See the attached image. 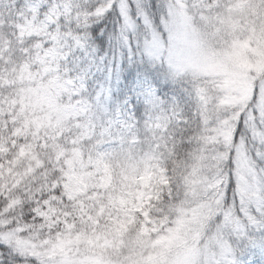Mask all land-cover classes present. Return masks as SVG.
I'll use <instances>...</instances> for the list:
<instances>
[{
	"label": "clouds",
	"instance_id": "clouds-1",
	"mask_svg": "<svg viewBox=\"0 0 264 264\" xmlns=\"http://www.w3.org/2000/svg\"><path fill=\"white\" fill-rule=\"evenodd\" d=\"M246 3L247 12L233 7L226 10V18L217 11V0H185L181 6L177 14L181 55L171 62L165 59L160 67L162 83L176 95L166 107L161 101L158 113L149 108L145 121L163 114L167 128L160 136L153 133L159 143L152 148L150 168L146 169L140 149L133 158L121 143L91 139L82 148L89 161H102L107 173H88L83 193L69 199L62 188L63 165L51 146L50 151L41 152L43 179L29 181L30 194L12 189L0 192V223H5L6 232L25 233L24 243L14 240L7 245V258L0 257V264H174L178 248L183 247L195 250L192 264H208L203 246L197 248V237L203 239L214 231L216 220L211 212L232 208L223 180L241 141L250 154H256L255 165L264 169V137L253 132L257 127L264 129V56L253 57L251 70L236 59L237 42H248L264 52V7L259 0ZM255 65H260L259 70ZM236 74L247 75L251 96L230 85ZM5 85H0L4 89L0 115L11 113L25 86L18 77L6 80ZM21 115L17 109L11 120ZM227 131L232 133L231 140L225 136ZM146 170L150 181L143 203L128 205L142 211L131 212L134 223L120 227L127 217L118 201L135 200L143 186L134 177ZM83 208L93 216L92 224L80 220ZM65 217L77 225L71 232L64 227Z\"/></svg>",
	"mask_w": 264,
	"mask_h": 264
},
{
	"label": "trees",
	"instance_id": "trees-1",
	"mask_svg": "<svg viewBox=\"0 0 264 264\" xmlns=\"http://www.w3.org/2000/svg\"><path fill=\"white\" fill-rule=\"evenodd\" d=\"M34 1L36 0H0V71L4 69L21 71L22 66L20 64L22 61L24 59L28 60L31 56L34 59L36 55L35 52L26 50L27 37L20 39L17 35V28L27 21L29 4ZM168 2L172 4L177 0H142L139 10L138 7L132 5L131 11L135 12V15L131 16L133 18L138 17L137 20L140 21L138 25L136 20L134 27L141 46H143L142 41H145V38L148 40L150 35L148 26L160 37L158 29L163 31V24L168 19V5H166ZM101 5L100 0H72L66 12L53 21L51 41L47 44L41 43V47H55L51 59L53 62H57L56 75H58L59 80L80 81L81 84L75 98L89 112L85 119L92 129L90 140L121 143L131 150L133 158L136 156L135 150L140 149L139 155L144 158L146 169H148L151 167L154 158L152 148L159 143L158 140L153 139V133L160 136L162 131L167 132V128H165L166 120L163 118V114L160 118L148 121L151 128L148 127V123H145L146 118L149 116L148 109L151 108L154 113L160 112L161 101H164L163 106L166 107L172 103L171 97L176 95V92L167 83H162L164 77L161 73L159 80L155 82L159 94L152 104L145 105L134 101L135 107L124 108L122 104L118 105V99L122 96L125 85L121 84V91L117 93L114 81L112 92L116 95L113 96L111 105L101 106L98 103L101 92L107 94L109 87L106 80L107 73L104 69L107 67L111 71L114 59L112 49L108 43L109 39L112 38L115 41L113 36L115 32L117 36L123 37L126 47L129 38H131L133 46L137 44V36L133 34L134 30L126 28L122 19L123 15L119 13L117 6L116 10H113V4L110 9L98 15L94 14ZM138 29H142V31H138ZM36 40L37 38L28 40V46ZM164 41H166L165 35ZM22 43L25 44L22 45ZM62 55L64 58L58 60ZM105 57L107 58L106 62ZM115 59L118 65L120 59L118 48L116 49ZM137 60H139V56H137ZM134 71L135 69H133ZM126 83L130 86L131 80ZM121 110L124 111V125L129 124V129L119 131V128H115L113 123L116 113ZM10 118L7 115H0V192H7L8 189H12L13 191L21 190L25 195L30 194L31 184H29V181L40 183L43 179L40 173L44 170L45 160L41 156V152L50 151L49 146L56 150L57 159L63 165L61 171L65 180L66 166L64 159L69 157L72 147L61 136L54 134V129L51 132L49 131V122L47 121L38 130L29 132L30 130L21 131L20 124ZM11 131H14L15 134L11 135ZM207 134L212 135L209 132ZM236 134L239 136V133ZM24 154L25 157L23 158ZM59 154H61V157H58ZM234 155H232L230 162L231 170L223 180V186L232 208L226 211L218 209L217 212L209 214L210 217L215 218L216 223L213 225L214 231L206 235L205 239L215 235L220 229L221 235L223 238L225 237L228 245L225 264H237L241 259L246 264L248 259L253 257H255V264H264L259 248V245L264 243V235L261 234L264 232V216H260L259 213L260 211L264 212V169L257 167L255 163L248 165L246 183L253 190L241 193L238 191L237 170L233 166ZM251 157L256 161V154L251 155ZM6 160L8 163H5ZM95 161L107 173V166L100 160ZM249 171L252 173H249ZM134 179L140 185L146 181V188L135 193V200L119 199L118 205L127 217L126 222L120 221L118 225L123 228L134 223L131 212L142 211L139 207L129 209L128 205L136 203V201L143 203L150 181V173L146 170L143 176H137ZM14 184L16 185L15 188H13ZM101 215H103V212H101ZM145 215L147 214L145 213ZM52 218L55 219V215ZM109 219L111 220V217ZM225 219L230 221L226 222ZM80 220L88 225L93 223L94 218L86 208H83L80 212ZM63 224L68 232L77 227L71 217H65ZM6 233L10 232L5 231V223H0V235L3 236ZM24 236L25 233L22 231L19 235L13 233L9 242L0 236V257L6 259L9 252L7 245H11L14 240L18 244L22 241L24 243ZM204 242L197 244V248H200L203 244V247L208 248V243ZM253 248H255V251H252Z\"/></svg>",
	"mask_w": 264,
	"mask_h": 264
},
{
	"label": "rangeland",
	"instance_id": "rangeland-1",
	"mask_svg": "<svg viewBox=\"0 0 264 264\" xmlns=\"http://www.w3.org/2000/svg\"><path fill=\"white\" fill-rule=\"evenodd\" d=\"M100 1L102 5L96 10V12H94V14L98 15L107 9H110V7L115 4L119 9V13L123 15L122 19L124 20L126 28H129V30L133 29V34L136 35L134 23L138 17L133 18L129 14V6L134 5V7H138L137 9L139 10L142 0ZM71 2L72 0H36L31 2L27 10V21L25 24L17 28V35L20 39H23L24 37H27L28 40L37 38V40L31 43L30 46H28V40L25 42L27 43L26 50L33 51L36 55L34 56V59L31 56L28 60L24 59L22 61L20 64L22 66L21 71H16L14 69H4L0 71V85L8 87V85H5V81L10 80L13 77H18L19 80L23 82V85H25L22 89L19 103L12 108L10 114L4 113L2 115H7L9 117L15 116L17 109H21L22 115L16 120H12L20 124L21 131L30 130L29 132H31L33 130H38L47 121L49 122V131L51 132L52 129H54V134L61 136L63 140L72 147L69 157H65L64 159L66 177L62 186V188L69 193V198H72V194L79 195L85 191L88 173H91L94 170L103 171L100 164L95 160H88V155L82 148V145H85L90 141V133L92 132V129L88 126V121L85 119V117L89 115L87 108L75 98L78 87H80L81 83L78 80H59L58 75H56L58 69L57 62H53L51 59L54 55L55 47H41V43L47 44L51 41V25L53 21L66 12L67 7ZM208 2H211V0H208ZM184 3L185 0H177L175 3L170 4L168 2L166 4L168 5V19L167 22L163 24V32L165 33L166 41H161L158 34H155L149 26L148 29L150 35L148 36V41L155 39L160 42L161 47H164L168 41L170 28L174 33H177L182 37L180 26L177 22V14ZM259 5L264 7V0H259ZM233 7L235 11L241 13L249 10V5L246 3V0H217V11L224 13L225 18L228 15L226 10L232 9ZM217 23H219V18ZM144 42L145 41H142L143 44ZM25 43H22V45ZM237 46L240 49L236 53L237 62L240 66L249 70L253 68V57L264 56V52L258 48H253L248 42L243 44L237 42ZM179 55H181V52L178 48L176 56ZM63 58L64 56L62 55L58 60ZM165 59H167V55H165ZM255 68L256 70H259L260 65H255ZM229 83L241 94L251 96L252 88L246 74H236ZM3 90V88H0V92ZM261 91L262 94H264V89ZM123 115L124 111L121 110L117 112L114 117L113 126L117 129L119 128V131L129 129V124L124 125L125 122ZM74 132L75 135L73 134ZM253 132L258 137H264V129L262 128L257 127ZM225 136L230 140L232 136L231 131L225 132ZM253 154L255 153H252L251 155ZM233 155V166L237 170L236 179L239 186L238 191L241 193L246 191L250 192L253 189L246 183V176L248 175V165L254 163L255 160L247 151V146L243 141H241V143L235 148ZM24 157L25 154L23 155V158ZM58 157H61V154H59ZM249 173L252 172L249 171ZM142 186L143 188H146V181H144ZM259 213L261 214L260 216H264V212L260 211ZM228 221L230 220L228 219L226 222ZM12 235L13 233L10 232L0 236L9 242L12 239ZM197 240L198 245L202 241L208 243V248L203 247V250L208 256V264L226 263L228 245L226 244L225 237L223 238L221 235L220 229L218 233H215V235L210 236L208 239H205V236L203 239L198 236ZM19 243L21 244L23 241ZM194 255V249L187 247L178 248L174 258V264H192ZM218 257L220 258L218 259Z\"/></svg>",
	"mask_w": 264,
	"mask_h": 264
},
{
	"label": "snow or ice",
	"instance_id": "snow-or-ice-1",
	"mask_svg": "<svg viewBox=\"0 0 264 264\" xmlns=\"http://www.w3.org/2000/svg\"><path fill=\"white\" fill-rule=\"evenodd\" d=\"M112 7L113 10H116L115 4ZM129 7V14L135 15V12L131 11L132 6L130 5ZM139 23L140 21L137 20L138 25ZM138 31H142V29H138ZM158 31H160V40L163 41L165 33L160 29ZM113 36L115 37V41L112 38L108 41L114 57L111 71L107 67L104 69L107 73L108 92L107 94L103 91L101 92V95L98 97V103L101 106L111 105L112 98L116 95V93L112 92L113 81L115 82L117 93L121 91L120 85H125V90L118 99V105L122 104L124 108H128L129 106L135 107L134 101L145 105L154 103L159 94V90L155 87V82L161 76L160 67L165 61V55H167L169 62L176 57L182 37L174 33L170 28L168 41L164 47H161L160 42L155 39L148 41L147 38H145V42L141 46L139 44V36H137V44L135 46H133L132 40L129 38L126 47L122 36H117L115 32ZM117 48L120 53L118 65L115 59ZM137 56H139V60H137ZM104 59L106 62L107 58L105 57ZM133 69H135L134 72ZM128 80H131L130 86L126 83ZM261 234L264 235V232ZM259 248L262 254V260H264V243H261ZM252 251H255V248ZM237 264H244V260L241 259ZM247 264H255V257L248 259Z\"/></svg>",
	"mask_w": 264,
	"mask_h": 264
}]
</instances>
